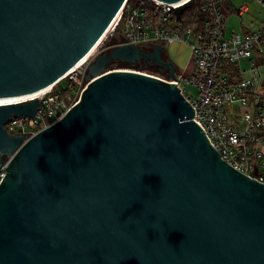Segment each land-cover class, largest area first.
Wrapping results in <instances>:
<instances>
[{
	"label": "water",
	"instance_id": "95a60500",
	"mask_svg": "<svg viewBox=\"0 0 264 264\" xmlns=\"http://www.w3.org/2000/svg\"><path fill=\"white\" fill-rule=\"evenodd\" d=\"M124 2L0 0V100L65 77ZM164 54L110 47L78 102L32 137L4 125L33 118L38 99L0 104V264H264V183L220 158Z\"/></svg>",
	"mask_w": 264,
	"mask_h": 264
},
{
	"label": "built area",
	"instance_id": "2783aa9c",
	"mask_svg": "<svg viewBox=\"0 0 264 264\" xmlns=\"http://www.w3.org/2000/svg\"><path fill=\"white\" fill-rule=\"evenodd\" d=\"M189 1L125 0L109 28L120 38L114 45L133 44L147 50L154 45L187 46L193 71L187 76L176 72L177 81L170 82L191 105L192 120L220 158L264 183V91L259 89L253 58L254 53L264 56V22L247 33L227 34L224 0H193L177 18L175 9ZM255 2L264 8V0ZM245 11L242 5L237 13ZM242 61L249 63L247 70L242 69ZM81 66L36 95L14 97L8 104L38 99L39 105L33 118L11 117L4 125L6 131L32 137L59 120L87 85ZM187 86L195 91L190 93ZM9 161L8 157L0 165V183Z\"/></svg>",
	"mask_w": 264,
	"mask_h": 264
},
{
	"label": "rangeland",
	"instance_id": "374dc122",
	"mask_svg": "<svg viewBox=\"0 0 264 264\" xmlns=\"http://www.w3.org/2000/svg\"><path fill=\"white\" fill-rule=\"evenodd\" d=\"M230 4L232 5L233 9L237 10L242 4L248 5L249 11L247 14H244L243 16H237V14H231L226 22V33L230 34L232 31L241 33L244 29L243 27H246V29H253L254 27H258L262 22H264V8H262L258 3L255 2V0H229ZM116 43V39L114 38V34L109 29L105 36L102 38V40L95 46L94 50L90 54V56L85 61V64L81 66V71H86L87 73V65L94 61V59L99 56L102 53H105L112 45ZM164 49L167 51V54L172 56V48L171 45H164ZM166 54V53H165ZM178 55L180 56V64L175 65L177 69V74H183L185 76L188 75L189 71H191V56L189 54L188 47L186 46L185 52H179ZM253 58L255 61L257 73L255 74L258 78V84L259 89L261 91H264V56L253 54ZM143 62V61H142ZM139 64L141 67V72L149 75H153L162 79H166L165 73L166 72H160L159 67L151 64H145L142 63ZM137 64H134L130 67L131 70H137ZM241 67L244 70H247L249 68V63L247 61L241 62ZM117 68H124L123 63L119 62H113L109 65V69H117ZM86 75V74H85ZM246 75H249V73H246ZM249 77V76H247ZM64 85V83L62 84ZM190 93H193L195 90L187 86L186 88Z\"/></svg>",
	"mask_w": 264,
	"mask_h": 264
},
{
	"label": "crops",
	"instance_id": "0c3cea01",
	"mask_svg": "<svg viewBox=\"0 0 264 264\" xmlns=\"http://www.w3.org/2000/svg\"><path fill=\"white\" fill-rule=\"evenodd\" d=\"M242 5H244V6H246V11L245 12H243L242 14H238L237 13V10L239 9H237V10H235V9H233V7H232V5L230 4V2H229V0H228V6H226V7H224L223 8V10H224V12L226 13V15H227V18L231 15V14H237V16H243L244 14H247L248 13V11H249V8H248V5H246V4H242ZM241 5V6H242ZM233 10V11H229V10ZM235 10V11H234ZM227 20V19H226ZM260 26V25H259ZM258 26V27H259ZM258 27H254L253 29H246V27H243L244 29L242 30V33H247V32H250V31H253V30H256V28H258ZM171 48H172V56H170L169 57V59L171 60V62H173L175 65H178V64H180V66H181V63H180V56L181 55H178L179 54V52L181 53V52H185L186 51V46L185 45H183V44H178V43H174V44H171ZM189 50V49H188ZM167 53V52H166ZM189 54H190V51H189ZM167 56H169V55H167ZM191 56V55H190ZM193 69V66H192V64H191V71H193L192 70ZM191 71H189V73L191 72Z\"/></svg>",
	"mask_w": 264,
	"mask_h": 264
},
{
	"label": "bare ground",
	"instance_id": "6f19581e",
	"mask_svg": "<svg viewBox=\"0 0 264 264\" xmlns=\"http://www.w3.org/2000/svg\"><path fill=\"white\" fill-rule=\"evenodd\" d=\"M109 30V29H108ZM95 48V47H94ZM94 48L91 50V52L87 55V57H85L81 62H80V64L78 63L77 65H76V67L75 68H79V66H81L82 64H84V62L87 60V58L90 56V54L92 53V51L94 50ZM75 68H73V69H75ZM39 92H41V91H39ZM38 92V93H39ZM37 92L36 93H34L35 95L36 94H38ZM13 100H15V99H13V98H11V99H2V100H0V104L1 103H9V102H12Z\"/></svg>",
	"mask_w": 264,
	"mask_h": 264
},
{
	"label": "trees",
	"instance_id": "16d2710c",
	"mask_svg": "<svg viewBox=\"0 0 264 264\" xmlns=\"http://www.w3.org/2000/svg\"><path fill=\"white\" fill-rule=\"evenodd\" d=\"M228 6V0H224V7ZM229 10V9H228ZM229 11H233V10H229ZM235 11V10H234ZM144 63V62H142ZM133 67H137V66H133ZM177 70V69H176Z\"/></svg>",
	"mask_w": 264,
	"mask_h": 264
},
{
	"label": "flooded vegetation",
	"instance_id": "af4514ba",
	"mask_svg": "<svg viewBox=\"0 0 264 264\" xmlns=\"http://www.w3.org/2000/svg\"><path fill=\"white\" fill-rule=\"evenodd\" d=\"M168 54L166 53V54H164V59H166V60H168V61H171L170 59H169V56H167Z\"/></svg>",
	"mask_w": 264,
	"mask_h": 264
}]
</instances>
